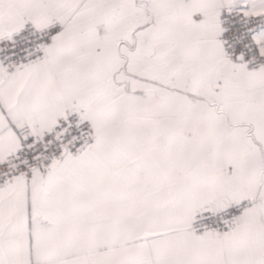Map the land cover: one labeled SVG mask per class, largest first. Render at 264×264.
<instances>
[{
    "label": "snow or ice",
    "instance_id": "snow-or-ice-1",
    "mask_svg": "<svg viewBox=\"0 0 264 264\" xmlns=\"http://www.w3.org/2000/svg\"><path fill=\"white\" fill-rule=\"evenodd\" d=\"M0 264H264V0H0Z\"/></svg>",
    "mask_w": 264,
    "mask_h": 264
}]
</instances>
